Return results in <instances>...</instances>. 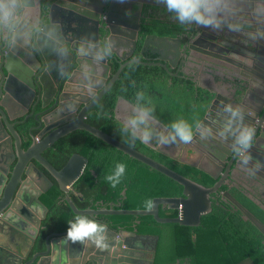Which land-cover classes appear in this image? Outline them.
<instances>
[{
	"label": "water",
	"instance_id": "1",
	"mask_svg": "<svg viewBox=\"0 0 264 264\" xmlns=\"http://www.w3.org/2000/svg\"><path fill=\"white\" fill-rule=\"evenodd\" d=\"M35 1L22 0L23 3L30 5L25 9L27 15L22 17L26 23H34L32 9ZM37 1L41 9V11L39 9L40 17L42 16L46 23L61 27L64 34V46L69 55L61 61L55 55L49 54L46 47L34 37L31 48L17 45L10 51L3 52L0 57V163L2 164L0 165V264H154L159 239L157 235L139 234L135 230L117 231L109 227L107 223L98 220L97 216L152 215L159 222H178L192 226L201 223V217L212 210L211 194L221 188L225 178L234 180L235 171L242 169L241 166L244 164L242 156L236 153L231 156L225 168L227 156L230 157L235 150L234 147L238 145L235 136L226 132L227 116L223 113L225 104L221 101L239 107L241 110L245 109L261 119L264 118V99L260 100L261 96L258 94L262 92L261 89H264L260 86L262 77L255 75L264 68L262 46L264 40L260 39L252 43L244 35L234 36L232 33L214 32L197 26H187L181 36L169 33L145 34L143 23L146 11L149 14L154 12V7L145 5L146 0H109L108 14L112 12L119 16H130V20L127 19L128 22L122 21L118 24L119 28L112 23L111 19L109 21L101 17L106 0H95L100 5L98 8L93 6L92 9L90 7L81 8V10L78 9L81 2L78 0ZM77 3L79 5H76ZM135 14L137 19L134 18ZM172 23L177 24L175 20H172ZM248 23H252L250 18ZM36 27L39 28L40 24L38 23ZM192 31L194 33L192 35L196 34L194 41H184L183 37ZM82 39H92L100 45H111L113 52L109 57L117 56L122 61L118 70L111 75L112 65L108 62L109 57L99 65H90V58L81 55L78 50ZM194 49L200 51L199 57L198 53L193 52ZM138 50L145 59L146 53H152L158 62L147 63L137 56L130 58ZM84 60L87 61L85 66H83ZM180 61L185 65L189 61L190 64L199 68L198 71L192 70V74L186 66L179 68V71L182 76L192 79L198 86L209 89L214 94L212 103L199 123L200 128L196 127L194 130L193 140L190 143L184 144L177 141L161 146L151 141L149 145L173 159L209 173L217 180L211 187L185 176L86 121L89 109L94 107L112 88L128 64L132 62L157 64L163 66L170 74L177 75L172 70L179 65ZM247 62L254 64L253 68L260 65L261 67L255 71L247 65ZM58 65L63 66L65 73L79 71L84 77L76 82L75 88L79 92L73 97L77 102L70 121L55 128L54 122L50 121L49 115L45 114L60 102L57 98L51 105L53 99H49L47 95L48 73H56ZM205 73L208 76L211 75L216 83V77H218L223 87L231 86L232 93L226 96L219 88L202 83L201 77ZM262 73L264 74L263 71ZM248 94L259 97L254 101L249 100ZM38 108L40 111L35 114L38 125L30 128L32 142L25 148V139L18 126L26 123L30 115L34 114ZM135 109L136 103L124 96H119L115 116L124 123L132 113L134 114ZM29 110L31 114L27 115ZM149 123L157 131L166 130L167 127L154 115ZM259 127L248 145L255 151L260 148L259 139L256 137L260 133ZM35 129H41V131L36 134ZM75 129H85L93 133L178 181L184 187L183 195L155 197L151 208L147 209L120 208L121 205L115 202H112L110 207L80 209L68 194L66 200L75 216L87 215L94 218L105 226V231L95 242L83 244L62 242L67 230L54 231L47 235L44 246L37 249L42 220L47 217L49 211L41 196L53 186L52 177L57 180L63 191H75L74 184L85 172L89 162L86 156L75 152L66 164L58 169L44 155V151L60 137ZM222 132H226V137H231L229 140H231L232 148L225 150L228 153L227 156L218 151H214L216 156H212L205 149L209 146V142H214L215 137L219 142ZM215 143L217 146L220 145ZM199 148L206 155L201 154L198 157L196 152ZM222 149H224L223 146ZM123 196L126 197V189L123 190ZM224 196L241 210L246 220H250L264 233L263 221L229 191H224ZM249 196L252 197V195ZM160 205L178 210V215L162 217ZM31 224L34 227H31ZM146 247L149 251L151 250L152 255L147 263L142 257ZM237 264L256 263L251 257H247Z\"/></svg>",
	"mask_w": 264,
	"mask_h": 264
},
{
	"label": "trees",
	"instance_id": "2",
	"mask_svg": "<svg viewBox=\"0 0 264 264\" xmlns=\"http://www.w3.org/2000/svg\"><path fill=\"white\" fill-rule=\"evenodd\" d=\"M161 23L165 25V31L156 32L155 29H161L158 26L150 27L151 30L146 26L144 29L146 33L171 34V24L177 28V32L185 30V27L181 28L172 20ZM119 66L120 62L112 64V75ZM139 91L145 93L144 106L154 110L152 115L165 125L178 119L186 120L193 126V133L214 97L209 89L198 86L186 76L171 75L157 64L132 62L123 69L112 88L89 109L86 121L185 176L207 187L213 186L217 180L209 173L173 159L122 132L123 123L115 116L118 98L124 96L136 103L135 97ZM18 129L23 137L28 135L24 138V147L27 148L32 142L27 123L20 124ZM152 141L158 144L155 138ZM75 152L89 159L85 172L74 184L75 191H63L57 180L45 170L54 184L41 196L49 213L44 222L46 227L42 228L38 236L37 249L44 246L50 232L68 229V221L75 216L66 200L68 194L81 209L110 207L112 202L120 204V208L147 209L146 202L151 201L152 204L155 197L183 195L181 183L85 129H75L62 136L44 151V155L60 169ZM118 162L126 164V172L121 182L113 188L106 177L113 172ZM125 189L126 197L123 196ZM231 192L264 222L262 205L239 187H233ZM160 215L175 217L178 210L160 205ZM100 218L114 229L157 235L155 264H237L247 257H251L256 264H264V233L250 220H246L241 210L225 201H213L212 210L201 217V223L197 226L159 222L152 215L110 214L101 215Z\"/></svg>",
	"mask_w": 264,
	"mask_h": 264
},
{
	"label": "clouds",
	"instance_id": "3",
	"mask_svg": "<svg viewBox=\"0 0 264 264\" xmlns=\"http://www.w3.org/2000/svg\"><path fill=\"white\" fill-rule=\"evenodd\" d=\"M172 18L182 26H197L214 32H227L244 35L248 41L255 43L264 39V0H159ZM30 5L22 0H0V36L7 41V46L15 48L23 45L31 48L35 39L61 61L69 55L64 46V34L61 27L46 23L39 18L36 23H26L22 17L27 15L25 9ZM242 14V15H241ZM252 23H248V19ZM81 55L90 58V65H99L112 55L113 47L100 45L92 39H82L79 47ZM63 74V66L58 65ZM145 93H136L134 114L123 123L122 132L133 139L149 144L155 138L159 145L180 141L188 144L193 140V126L186 120L178 119L167 125L166 130L156 131L150 126L153 109L144 106ZM223 113L227 116L225 129L234 135L237 145L247 147L252 139L250 129L244 126L243 111L232 104H226ZM200 128V125H196ZM126 164L118 162L106 179L115 188L125 175ZM146 207L151 208V201ZM68 229L62 242H95L105 231V226L87 215H76L68 221Z\"/></svg>",
	"mask_w": 264,
	"mask_h": 264
},
{
	"label": "flooded vegetation",
	"instance_id": "4",
	"mask_svg": "<svg viewBox=\"0 0 264 264\" xmlns=\"http://www.w3.org/2000/svg\"><path fill=\"white\" fill-rule=\"evenodd\" d=\"M63 1H66V0H63ZM79 1H81V2H79ZM146 1L147 2L145 3V5L147 7H154V12L149 14L146 11L147 14L145 16V20L143 23V32L145 34L148 33V32L146 33V31L144 29L146 26L149 27L150 30L152 27H156V26L160 27L161 29H155V30H157L156 32H160V31L162 32L163 30L165 31L166 27L161 22H166V21L171 22V20H174L172 18V14L167 12L165 6L161 2H159V0H146ZM78 2L80 5L78 3L76 5H79V7H78L79 10H81V8L85 9V8L91 7V9H92L93 6L96 8H98L100 6L97 3V1H95V0H92V1L91 0H78ZM37 3H38V1L36 0L35 4L33 6V9H32V17H33V19L35 18L34 23H36V21L42 17V16L40 17L41 9L37 5ZM108 3H109V0H106L105 3L103 4L105 8L102 11V15H101L102 19L103 18L105 20L109 19V21L111 19L112 23L115 26H117L118 28H119L118 24L122 23V21L128 22L127 19L130 18L129 15L119 16L118 14L116 15V14H113L112 12L110 14H108ZM37 7H38V9H37ZM42 8H43V4H42ZM39 9H40V11H39ZM136 15L137 14H135L134 18L137 19L138 17H136ZM37 24L38 23H36V25ZM178 25L181 28L187 27V26H182L180 24H178ZM169 30L171 31L172 35L181 36V34L183 33V32H180L179 29H178L179 32H177V28L171 24L169 25ZM192 34H194L193 31L189 35L184 36L183 40L186 42L188 40L194 41L193 38H195L196 34L195 35H192ZM233 35L235 36L236 34H233ZM262 40H264V39H262ZM262 46L264 48V43ZM10 50H11V48L7 46L6 39L3 36H0V57H1V54H3V52H7ZM46 51L49 54H52L50 51H48L47 48H46ZM193 52L198 53V57H199L200 51L198 52V50L194 49ZM202 55L205 57L204 54H202ZM134 56L141 58L143 61H145L147 63L158 62L155 55H153L150 52L146 53V55H144V56H146V59L141 55L139 50L136 51V53L133 56H131L130 58H133ZM86 62H87L86 60L83 61V66H85ZM108 62L112 65L114 62H120L121 63L122 61L117 56H113V57H109ZM186 64L187 65H185L184 62L180 61L179 65L177 67H175L172 70V72L176 73L177 75H181L179 68H183L185 66L190 71L189 72L190 74L193 73L192 70L198 71L197 69H199L198 67L196 69L192 68L193 64H190L189 61H187ZM147 65H155V64H147ZM247 65L250 66L255 71H258L257 69L261 67V65H260V66L253 68L252 66L254 64H251L250 62H247ZM161 67H163V66H161ZM39 69H41V68H39ZM56 71H57L56 73H50V72L48 73L49 78L47 79V84H48L47 95H48L49 99H53L51 105H53L55 103V101H56L55 99H57V98H59L60 102H59V104L54 106L49 112H47L45 114V115H49L50 121L54 122V124L56 125L55 128H57L58 126H62L64 124H67L70 121L69 120L70 116L75 112V107H76V102H77L75 99H73V97L75 96V94L77 92H79L75 88V86L77 84L76 82H77V80L82 79V77H84V75L82 73H80L79 71H76V72H73V71L70 72L69 71L67 73L63 72V74H61V71L58 69H56ZM262 71L264 72V68L262 69ZM262 71L261 72L258 71V73H255V75L262 77L261 78L262 82H261L260 86L264 87V83H263L264 82V74L262 73ZM42 72H44V70H42ZM201 82L204 84H208V85L217 87L221 91L224 90V87L222 85H219V84L215 85V84H213L212 81L206 80V77L203 74L201 77ZM261 91L264 94V89L263 90L261 89ZM262 92L258 93L261 97L255 96L252 94H248V99L253 100V101L256 100L257 97H259L260 100L262 98L264 99V95L262 94ZM221 103L222 104L224 103L225 105L227 104L223 101H221ZM217 106H219V104H217ZM38 111H40V108L36 109L34 114H32V115H30L31 110H29V112L27 113V115H30V117L28 118V120L26 122L27 126H28L29 135H30V128L38 125V122L35 120V114H37ZM242 111H243L244 115L246 116V117L244 116L245 117L244 126H245V128L250 129L251 136L256 133V130L258 129V127L261 124V126L259 127V131H258L260 133H258V135H256L257 139H259V144H260L259 147L260 148L258 149V151H255L254 149L249 148L250 146H247L246 148L241 147V146H236V147H234L235 150L231 153V155L229 157V156H227L228 153L225 150L231 149L232 144H231V140H229L231 137L230 138L226 137V132H222L219 142L216 140V137H215V140L213 143L209 142V144H208L209 146L205 150L210 152L212 156H216L214 151H218V152H223L228 157L227 158L228 161L225 165V168L227 167L228 163L230 162L231 156L235 155L236 153H239V155L242 156V161L244 162V164L241 166L242 169L240 168L239 170L237 169L235 171L234 180H230L228 177L225 178V180H224L225 183L221 186V188L217 192L211 194L212 203H213V201H216V202L225 201V202H228L231 206L238 209L233 204V202H231L226 196H224V191H229L233 196H235L231 192V189L233 187H239L242 190H245L248 195H252L253 198L252 197L251 198L254 199L260 205H262V207L264 208V118L261 119L260 117H256L255 114H253V113H251L245 109ZM78 112H79V110H78ZM132 115H133V113L131 114V116ZM35 130H37V132L34 131V133H36V134H38L41 131V129H35ZM27 136L28 135H25V137H27ZM215 142L219 143L220 145L217 146V144ZM222 146L224 149H222ZM196 154L198 157L201 156V154L206 155V153L203 150H201L200 148L197 150ZM0 165H2V164L0 163ZM238 171H239V173H238ZM223 186H226V188H223ZM83 209H87V208H83ZM93 209H95V208H93ZM48 213H49V211H48ZM100 216L101 215H98L97 219L108 224V222L106 220L100 218ZM47 217H48V214H47ZM46 218L42 220L40 231L42 230V228L46 227V225L44 224ZM31 227H34V225L31 224ZM30 229H31V231H33L32 228H30ZM112 229H114V228H112ZM121 229H123V228H121ZM66 230L67 229H65L63 231H66ZM114 230L119 231L120 229H114ZM52 232H54V231H52ZM148 247L151 249V247L149 245H148ZM149 248L145 249V251L142 254V257H143V260L145 261V263L149 262L151 257H152L151 252H150L151 250L149 251ZM154 264H155V260H154Z\"/></svg>",
	"mask_w": 264,
	"mask_h": 264
},
{
	"label": "crops",
	"instance_id": "5",
	"mask_svg": "<svg viewBox=\"0 0 264 264\" xmlns=\"http://www.w3.org/2000/svg\"><path fill=\"white\" fill-rule=\"evenodd\" d=\"M193 67L196 69V67L193 65ZM205 75V77H206V80H208V81H212L213 82V84H219L220 85V83H221V81H219V78L218 77H216V80H217V83H216V81H214V79H213V77L211 76V75H207L206 73L204 74ZM224 94L226 95V96H228V95H230L231 93H232V89H231V86H229V85H225L224 86Z\"/></svg>",
	"mask_w": 264,
	"mask_h": 264
}]
</instances>
